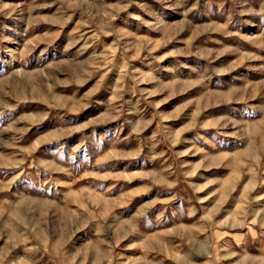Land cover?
<instances>
[{"label": "rangeland", "instance_id": "obj_1", "mask_svg": "<svg viewBox=\"0 0 264 264\" xmlns=\"http://www.w3.org/2000/svg\"><path fill=\"white\" fill-rule=\"evenodd\" d=\"M0 264H264V0H0Z\"/></svg>", "mask_w": 264, "mask_h": 264}]
</instances>
